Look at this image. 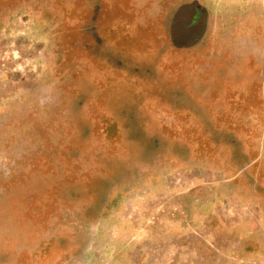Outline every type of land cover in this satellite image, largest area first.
Listing matches in <instances>:
<instances>
[{
  "label": "rangeland",
  "instance_id": "rangeland-1",
  "mask_svg": "<svg viewBox=\"0 0 264 264\" xmlns=\"http://www.w3.org/2000/svg\"><path fill=\"white\" fill-rule=\"evenodd\" d=\"M142 1L0 0V77L38 68L23 102L0 103V264H66L76 228L127 189L142 194L95 239V261L136 264L144 235L208 228L237 244L226 256L264 264V57L212 55L190 19Z\"/></svg>",
  "mask_w": 264,
  "mask_h": 264
},
{
  "label": "flooded vegetation",
  "instance_id": "flooded-vegetation-1",
  "mask_svg": "<svg viewBox=\"0 0 264 264\" xmlns=\"http://www.w3.org/2000/svg\"><path fill=\"white\" fill-rule=\"evenodd\" d=\"M144 1L162 6L165 9H175L177 22L180 21L181 23L190 19L193 25L192 28H194V31L190 32L195 40L194 42L196 45L209 42L212 55L218 53L220 57L228 56L232 58L243 54L246 62L247 60H250L249 62L251 60L255 61L258 56L260 59L264 57V0H143L142 2ZM22 30L27 32L26 38H34L35 33H38L34 29L23 28ZM2 31L5 30L1 29L0 35ZM13 31L12 35H16V30ZM259 35H261V41ZM244 39L251 41L250 47H244L245 51L243 52H235L236 50L234 51L231 48L232 45L237 42L243 44ZM249 41L247 44H249ZM37 51L40 55L41 50ZM16 71L10 67L2 69L1 73L3 75L0 77V103L2 105L8 102L16 104L23 102V99L29 95L32 86L31 81L38 77V68L36 67L25 69V72L21 70L23 76L16 74ZM6 113L0 112L3 115L0 119L1 123L6 119ZM253 163L242 169L235 177H232L229 180L231 184L228 187H235L234 181L240 176L242 177L244 172L247 173ZM199 175H202V173L199 172ZM171 179H167L160 186L161 192H169L173 189V185L177 184L174 179ZM179 179L177 177V181ZM228 187L221 186L224 190ZM146 190L148 189H145L144 193ZM137 194L142 193L134 189L119 192L116 196L103 200V208L100 211L94 212L95 214H88L92 221L84 223L78 229L76 228L75 234L80 239L81 246L75 249L76 252L73 256L65 259L66 264L118 263L115 260L118 255L113 256L112 261L105 262L99 258L95 261L93 256L98 257V251L96 250L97 242L94 241L95 239L100 240V237L104 234L105 225H108L110 218L118 215L123 201L135 198ZM189 200L192 204L191 209L196 207L197 198L192 195ZM67 224L71 227L75 224V221L70 218L69 221L67 220ZM216 229L219 230V228ZM210 230L208 228L197 229L193 232L189 231L188 235L183 234L184 232L181 231L180 233H168L166 236L158 238L146 234L143 243L138 245L137 242H134L126 256L130 259V262L135 260L136 264H243L244 261H248L246 256L236 253L226 256L223 249L231 248L232 251L236 252L238 249L237 244L232 245L227 243L226 240L223 241V239L217 240V237L216 239L212 237L214 234L210 237ZM238 251H242L241 245ZM255 261L258 262V260Z\"/></svg>",
  "mask_w": 264,
  "mask_h": 264
}]
</instances>
